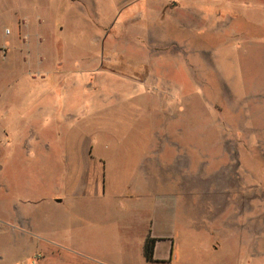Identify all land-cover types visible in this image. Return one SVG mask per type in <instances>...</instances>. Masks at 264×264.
Instances as JSON below:
<instances>
[{"label":"rangeland","instance_id":"1","mask_svg":"<svg viewBox=\"0 0 264 264\" xmlns=\"http://www.w3.org/2000/svg\"><path fill=\"white\" fill-rule=\"evenodd\" d=\"M11 1L29 5L18 12L28 10L32 30H40L39 20L56 28L46 52L55 45L63 62L98 71L65 73V79L80 75L74 91L59 88L53 73L47 86L32 80L37 69L17 73L21 79L10 91L33 96L31 107L43 95H60L64 104L43 121L34 118L28 135L34 156L27 160L18 151L0 176V212L7 215L0 221V264H35V248L25 246L29 222L16 227L9 212L24 205L32 220L43 199L63 192V179L84 165L82 146L90 138L109 169L106 194L137 193L138 170L144 160L161 156L157 148L177 163L178 176H192L188 199L183 183H166L156 206L158 228L172 232L178 251L189 235L185 226L218 219L224 240L233 220L238 254L248 264H264V0ZM0 25L15 32L14 17ZM89 94L114 99L105 110L106 104L97 110L82 104L81 115L72 112L68 99ZM128 95L140 100L123 102ZM69 111L76 117L63 120ZM205 240L210 235L196 249Z\"/></svg>","mask_w":264,"mask_h":264},{"label":"crops","instance_id":"2","mask_svg":"<svg viewBox=\"0 0 264 264\" xmlns=\"http://www.w3.org/2000/svg\"><path fill=\"white\" fill-rule=\"evenodd\" d=\"M8 1L0 0V23L14 17L16 26L15 32L12 33L10 28L0 25V176L8 168L9 163L19 157L18 151L23 152L27 160L32 159L34 140L28 135L29 133L32 135L34 118L46 119L51 113L61 112V104H64V99L60 95L53 97L43 95L41 104L37 108L31 107L34 103L33 96H17L12 90L10 91L16 80L21 79L17 73L35 72L37 69L36 77L32 76V80L42 83L43 86L45 84L47 86V80H49L47 74L53 73L59 77V88L64 90L69 88L74 91L77 89L78 82L79 86L82 84L81 77L71 75V78L65 79V73L98 71L97 67L79 69L72 63L63 62L58 49L55 50V45L50 46L54 48L53 50L46 52L43 48L44 43L50 41V34H56V28L49 29L47 23L39 20L40 30H32L28 10L27 14L18 12L20 8L28 9L29 5L27 7L22 5L19 8L17 1L14 3L11 0ZM54 2L55 0H50V6ZM175 8L178 10L179 6ZM12 56L21 57V62L12 60ZM113 99L114 97L109 95L99 98L97 95L89 94L78 99L74 96L68 101L75 105L72 112L81 115L82 104L89 105L91 107L89 110L99 109L97 107L99 103L106 104L105 110L109 106V100ZM137 100H140V95L123 97V102L130 104H136ZM77 102L79 106H76ZM34 108L36 113L33 112ZM72 112L69 111L67 114L63 112L61 118L63 120L71 118ZM128 132H136L142 136L148 133L151 137L155 135L147 129H132ZM151 147L156 149L155 140ZM82 152L84 165L79 166L77 175L75 174L76 176L72 179L66 176L62 182L63 192L43 199L40 208L42 210L38 209L32 220L24 205L18 204L13 213L9 212L10 218L15 220L16 227L29 222L26 235L28 242L25 246L35 248L32 254L35 264L249 263L241 258L235 247L236 234L233 227L236 225L233 220L226 223V227H230V232L224 235V240L221 237L223 229L218 219L213 223L210 222L208 226L197 225L195 229L192 226H185L189 228L185 231L189 235L185 236L182 252L178 251V247L176 249L177 244L172 232L164 233L158 228L156 206L159 204L157 201L161 200L163 191L161 185L183 183L182 189L186 199L193 188L192 176H178L177 163L168 159V152L163 153L160 148H157L155 152L161 153V156L153 157L150 161H143L138 170L142 179L136 183L139 185L138 192L133 195H130L132 193L127 190L109 192V194L102 191L106 177L109 178V169L103 156L96 154V143L93 138L85 142ZM21 158L25 161L24 157ZM124 166L125 160L121 159L120 167ZM172 168L176 170L174 173ZM190 173L192 175V170ZM186 208L184 211H187ZM6 218L7 215L3 211L0 212V221H7ZM209 235L211 240H205V243L196 249L198 240L209 238ZM195 237L196 242L193 240ZM148 238L156 240L153 261H148L145 257V245ZM256 245L258 247V243Z\"/></svg>","mask_w":264,"mask_h":264},{"label":"trees","instance_id":"3","mask_svg":"<svg viewBox=\"0 0 264 264\" xmlns=\"http://www.w3.org/2000/svg\"><path fill=\"white\" fill-rule=\"evenodd\" d=\"M155 239L148 238L145 245V257L148 261H153V254L155 248Z\"/></svg>","mask_w":264,"mask_h":264}]
</instances>
